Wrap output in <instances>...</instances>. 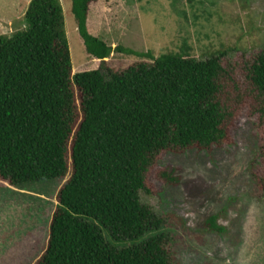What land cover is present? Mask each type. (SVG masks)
Returning a JSON list of instances; mask_svg holds the SVG:
<instances>
[{
    "label": "trees",
    "instance_id": "16d2710c",
    "mask_svg": "<svg viewBox=\"0 0 264 264\" xmlns=\"http://www.w3.org/2000/svg\"><path fill=\"white\" fill-rule=\"evenodd\" d=\"M97 1L71 7L97 68L73 73L60 0H30L24 28L0 35V181H63L34 264H172L163 220L139 192H149L162 152L220 145L245 103L264 117V49L243 66V88L220 55L155 57L108 45L87 27ZM113 52L146 60L116 70L105 61ZM206 223L225 230L217 215Z\"/></svg>",
    "mask_w": 264,
    "mask_h": 264
},
{
    "label": "rangeland",
    "instance_id": "374dc122",
    "mask_svg": "<svg viewBox=\"0 0 264 264\" xmlns=\"http://www.w3.org/2000/svg\"><path fill=\"white\" fill-rule=\"evenodd\" d=\"M29 2L0 0V35L24 28ZM113 2L108 26L117 30L119 45L155 57L220 55L243 88V66L264 49V0ZM60 3L73 73L97 68L100 61L87 54L78 33L72 0ZM141 60L146 59L120 52L105 59L116 70ZM250 108L241 106L220 145L162 152L148 176L149 192H139L140 202L163 220L158 233L167 236L172 264H264V117ZM162 171L176 181L162 178ZM62 183L17 188L0 181V264L35 263L46 247ZM212 215L224 231L208 227Z\"/></svg>",
    "mask_w": 264,
    "mask_h": 264
},
{
    "label": "crops",
    "instance_id": "0c3cea01",
    "mask_svg": "<svg viewBox=\"0 0 264 264\" xmlns=\"http://www.w3.org/2000/svg\"><path fill=\"white\" fill-rule=\"evenodd\" d=\"M112 1L115 2L116 0H98L96 3H92L90 5L88 18H87V27H88L89 32L92 35L104 40L108 45L115 47L116 45L120 43L117 42V39L114 40V37H113V34L116 36L117 30L112 31L110 27L108 26L110 22V17H108V11H107V10L112 9V6H114L111 3ZM94 14H96L97 17L99 18L93 21L92 15ZM90 21H92V24L90 23ZM94 22H96V24H94ZM78 71H82V70L79 69Z\"/></svg>",
    "mask_w": 264,
    "mask_h": 264
}]
</instances>
